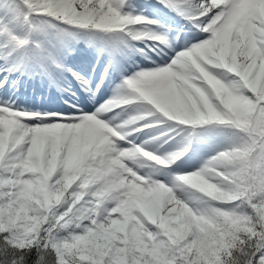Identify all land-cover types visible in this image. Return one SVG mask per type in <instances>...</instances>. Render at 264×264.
<instances>
[{
    "label": "snow or ice",
    "instance_id": "snow-or-ice-1",
    "mask_svg": "<svg viewBox=\"0 0 264 264\" xmlns=\"http://www.w3.org/2000/svg\"><path fill=\"white\" fill-rule=\"evenodd\" d=\"M160 2L205 38L124 76L123 92L95 111L33 112L0 96V264H264V0ZM128 7L0 0V90L7 94L12 72L49 83L71 74L91 90L49 27L172 46L166 33L139 30L159 22ZM109 55L118 63L119 49ZM137 105L143 110L116 122ZM161 115L175 129L218 122L237 136L169 183L140 174L134 161L163 172L189 144L161 155L123 143Z\"/></svg>",
    "mask_w": 264,
    "mask_h": 264
},
{
    "label": "rangeland",
    "instance_id": "rangeland-1",
    "mask_svg": "<svg viewBox=\"0 0 264 264\" xmlns=\"http://www.w3.org/2000/svg\"><path fill=\"white\" fill-rule=\"evenodd\" d=\"M157 5V2L154 0H129V7L126 10L132 11L134 14H139L144 17L157 20L159 22L158 24L152 25L145 24L142 26L141 30L166 33L172 41V46L166 47L164 52L166 49H170V57H172L175 52L180 51L182 48L205 38L204 33L193 29L188 21L184 20L181 16H178L174 11L165 6H161L163 12L159 11ZM166 14L172 17V19L167 18ZM64 33L67 32L63 31L60 37H56V40H58L61 44L65 45L69 43V41L72 43V40H77V38H72L70 34L65 35V37L63 35ZM73 33L86 36V39L88 38V43L84 38L83 49L76 56H73L70 53L71 51H69L70 56L68 57V61L70 66L81 65L82 63L79 64L78 60H83L85 62L84 65H86L89 70H93L100 58H102L104 61L103 66L106 64L108 65L107 81L110 89L109 92L105 95H92L95 89H97L95 86L99 85L100 87V84H102L100 76L105 71L103 69L101 73H97V76L93 80L89 79L92 92V94L89 96V102H87V104L78 106L79 109H82L84 112L95 111L97 107L104 104L110 98L121 94L123 89L120 88V85L124 76L131 75L133 72L138 71L139 69L155 68L159 63V61L156 62V60L154 61V59L151 57L152 53L155 51L153 50L155 45L150 39L133 40L127 37L125 34H120L119 36L125 35L126 37L123 36L122 39L120 38L122 41L117 47V45H114V40L111 39L110 35L98 34L96 30L75 29ZM94 43H98L99 46L95 47ZM117 49H119L118 63L113 64L109 54L110 52ZM134 56H137L140 60H153V62L137 61L135 60ZM88 57L94 59V62H89L88 64ZM121 64L122 66H119ZM118 67L124 68L121 72H118L116 77H112L110 74L113 73V71ZM69 75L71 74H68V76ZM17 77L19 78L18 82L16 79ZM6 88L15 92V94L12 95V92L9 91L7 94H5L0 90V96H3L5 100L13 101L14 106L16 107L27 109L33 112L57 113L73 106H68L66 102L67 100L62 98L59 93L61 88L70 93H74L72 89H69L70 85L67 76L63 77L59 83H49L48 80H42L39 76H33L29 74L21 75L18 72H12L10 76V83L9 85H6ZM41 92H45V94L41 95ZM1 93H3V95ZM16 101L23 102H20V105H18L16 104ZM142 110L143 108L138 105L127 106L124 110L119 112V115L115 116L116 122L118 123L123 119H127L130 115ZM114 115V113L109 112L105 114V118L110 119ZM147 119L151 122L156 118L152 117ZM159 119L162 122L155 123L154 126L148 127L151 129L150 133L137 138V134L140 131L133 132L132 135L128 137V142H123L124 147H130L133 144L140 145L145 149L152 151L153 153L163 155L169 153L172 150H179L183 148L185 144H189L188 151L179 160L172 164L170 168L164 169L163 172L155 168L151 162H146V158L137 157L136 161H134V164L140 174H150L154 177L166 180V177L171 176L173 178L177 173H190L192 171L198 170L210 158L219 152L228 149V143L226 141L228 137H225V135H222V133H219V137L216 135L197 134L192 139H190L189 142V139L185 137L183 132L180 131V129H175V126H172V124L166 118L162 117L161 115ZM170 129L173 131H170ZM141 163H143V167H140Z\"/></svg>",
    "mask_w": 264,
    "mask_h": 264
},
{
    "label": "bare ground",
    "instance_id": "bare-ground-1",
    "mask_svg": "<svg viewBox=\"0 0 264 264\" xmlns=\"http://www.w3.org/2000/svg\"><path fill=\"white\" fill-rule=\"evenodd\" d=\"M180 37V36H179ZM182 38V37H180ZM171 50L170 49H166L165 52H160L159 49H156L153 53H152V58L154 59V61L156 60L159 61V63L156 65L157 66H163L165 65V63L168 62V60L171 58ZM135 60L137 61H141V62H153V60H140L137 56H134ZM84 61L82 62V65H78V66H75L76 68H78V70L81 72V75H84V74H87L88 78L90 80H93L96 76H97V73H101V71L107 67L108 68V65L106 64L105 66H103L104 64V61L102 58L99 59V62L97 63L96 67L93 69V70H89L88 68H86L84 66ZM80 64V63H79ZM89 64V63H88ZM156 64V63H155ZM163 64V65H162ZM119 66H122L119 65ZM110 67V66H109ZM124 67H118L116 68L113 73H111L110 75L112 77H116L118 72H121L122 69ZM105 73V71H104ZM102 74L100 76V80H101V77H103V80L101 81L102 84H100V87L95 89V91L91 92L90 89L88 88H85V87H82L81 86V83L80 81L76 80L75 77H71V75L68 76V80H69V85H70V88L69 89H72L74 91V93H70L68 91H66L65 89H60L59 90V93H60V96L64 99H66L67 101V105L71 106V105H84V103H80V100L81 98L83 97V99H85L87 102H89V96L92 94V95H105L109 92V84H108V74L105 75V74ZM99 77V76H98ZM9 92H12V95L15 94V92L11 91L10 89L8 90ZM1 92H4V90H1ZM3 95V93H1ZM20 102H23V101H16V104L20 105ZM52 104V103H51ZM37 105H40V104H37ZM124 120V119H123ZM151 132V129L150 128H147V129H143L142 131H140L138 134H137V138L141 137L142 135H145V134H148ZM135 137V136H134ZM166 180L169 181L171 183L172 181V177L171 176H168L166 177Z\"/></svg>",
    "mask_w": 264,
    "mask_h": 264
},
{
    "label": "trees",
    "instance_id": "trees-1",
    "mask_svg": "<svg viewBox=\"0 0 264 264\" xmlns=\"http://www.w3.org/2000/svg\"><path fill=\"white\" fill-rule=\"evenodd\" d=\"M52 28V27H49ZM56 29V28H55ZM57 32H62L64 31L63 29H56ZM70 32V30L66 31ZM68 44V43H67ZM66 45V44H65ZM77 46L80 47L81 45L77 43ZM69 51L74 52V48L69 44L66 46ZM167 119V118H166ZM168 120V119H167ZM169 121V120H168ZM172 126H175L176 122L169 121ZM194 127V131L192 133L191 139L196 136L197 134L203 135H216L219 137V133H222V135L227 136L228 138L226 139L228 143V148L232 146L234 143L236 136H237V130L234 129L233 127L227 125V124H220L218 122H212V123H207V124H202V125H196V126H184L182 130L183 134L185 137L188 139V131L192 130ZM177 150H173L171 152H174ZM170 153V152H169Z\"/></svg>",
    "mask_w": 264,
    "mask_h": 264
}]
</instances>
